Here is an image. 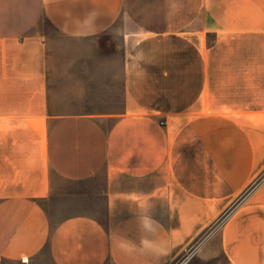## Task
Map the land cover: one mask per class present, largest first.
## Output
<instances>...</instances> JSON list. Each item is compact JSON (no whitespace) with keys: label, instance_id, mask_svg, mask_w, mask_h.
I'll return each instance as SVG.
<instances>
[{"label":"crops","instance_id":"obj_1","mask_svg":"<svg viewBox=\"0 0 264 264\" xmlns=\"http://www.w3.org/2000/svg\"><path fill=\"white\" fill-rule=\"evenodd\" d=\"M185 252L264 264V0H0V264Z\"/></svg>","mask_w":264,"mask_h":264},{"label":"rangeland","instance_id":"obj_2","mask_svg":"<svg viewBox=\"0 0 264 264\" xmlns=\"http://www.w3.org/2000/svg\"><path fill=\"white\" fill-rule=\"evenodd\" d=\"M53 35L58 40L56 45L55 51L58 52L57 56H76L77 53H83V55L88 56H98V55H110V56H116L117 58H120L121 50L117 46L114 47L110 45H98V40L92 41L88 39H75V38H69L65 37L53 28H51ZM101 40H108L107 37L103 38ZM66 49V51H64ZM108 53V54H107ZM110 100H112L110 98ZM116 102L120 101V97L114 99ZM232 209V207L229 209V211ZM218 224V222H217ZM191 254H187V252L181 254L176 260H174L171 264H186L188 258ZM223 261L225 259L223 258Z\"/></svg>","mask_w":264,"mask_h":264},{"label":"clouds","instance_id":"obj_3","mask_svg":"<svg viewBox=\"0 0 264 264\" xmlns=\"http://www.w3.org/2000/svg\"><path fill=\"white\" fill-rule=\"evenodd\" d=\"M145 226L146 227H149L151 228L152 225L150 223L147 222V219L145 220ZM141 243L144 245V247L146 248H149V249H152V250H156V251H163V249H161L159 247V245H157V243L155 241H151V240H148V239H143L141 241ZM122 247H126L127 250H131V246L129 245H125V244H122L121 245Z\"/></svg>","mask_w":264,"mask_h":264}]
</instances>
